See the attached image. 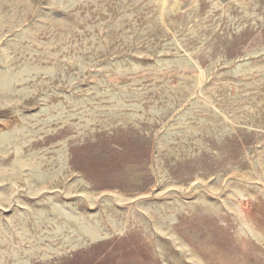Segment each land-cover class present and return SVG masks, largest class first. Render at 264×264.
<instances>
[{
    "label": "rangeland",
    "instance_id": "obj_1",
    "mask_svg": "<svg viewBox=\"0 0 264 264\" xmlns=\"http://www.w3.org/2000/svg\"><path fill=\"white\" fill-rule=\"evenodd\" d=\"M0 264H264V0H0Z\"/></svg>",
    "mask_w": 264,
    "mask_h": 264
}]
</instances>
